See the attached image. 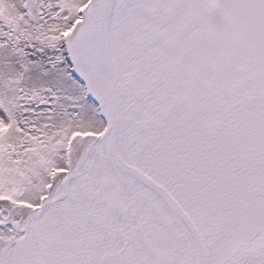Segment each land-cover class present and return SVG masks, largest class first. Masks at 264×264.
<instances>
[{"label": "snow or ice", "instance_id": "snow-or-ice-1", "mask_svg": "<svg viewBox=\"0 0 264 264\" xmlns=\"http://www.w3.org/2000/svg\"><path fill=\"white\" fill-rule=\"evenodd\" d=\"M0 264H264V0H0Z\"/></svg>", "mask_w": 264, "mask_h": 264}]
</instances>
